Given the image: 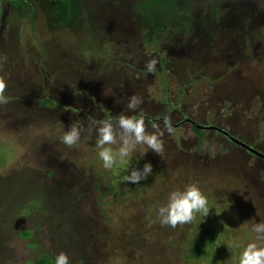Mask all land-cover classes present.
<instances>
[{
	"label": "rangeland",
	"instance_id": "rangeland-1",
	"mask_svg": "<svg viewBox=\"0 0 264 264\" xmlns=\"http://www.w3.org/2000/svg\"><path fill=\"white\" fill-rule=\"evenodd\" d=\"M0 57V264H55L61 251L69 264H238L264 222V160L183 120L252 131L257 145L242 142L264 153V0H0ZM214 87L245 108L231 124L206 118ZM133 94L143 103L129 112ZM121 112L142 114L149 132L170 115L162 157L138 145L103 168L95 128ZM73 122L83 130L69 148ZM146 162V179H123ZM190 182L208 214L162 226L158 205ZM193 244L208 254L191 257Z\"/></svg>",
	"mask_w": 264,
	"mask_h": 264
},
{
	"label": "clouds",
	"instance_id": "clouds-1",
	"mask_svg": "<svg viewBox=\"0 0 264 264\" xmlns=\"http://www.w3.org/2000/svg\"><path fill=\"white\" fill-rule=\"evenodd\" d=\"M6 57H0V67L6 63ZM156 59L146 62L148 72H153L156 66ZM7 88L6 80L0 76V106L6 105L9 101L5 96ZM143 103L141 97L133 94L126 105L129 112H134ZM163 129L159 124L152 125L153 131L149 132L145 125L144 116L141 114L128 115L121 112L113 119L100 120L95 128L96 148L98 157L102 161L105 170H112L119 159L124 162L126 157L136 149L138 145H146L148 149L159 156L164 154V130L168 133L173 131L169 114L162 117ZM82 126L73 122L67 131L60 137L63 144L69 148L77 146L81 140ZM112 146H117L116 150ZM153 172L151 163L146 162L143 168H133L130 173L123 177L129 183L137 184L146 179ZM209 212L207 197L202 192L198 182H190L183 189L177 188L168 193L166 202L160 203L157 208L156 219L162 226L190 224L196 213L206 216ZM255 234L254 239L246 243L239 253L238 264H264V222L255 223L251 226ZM55 264H69V257L61 251L55 256Z\"/></svg>",
	"mask_w": 264,
	"mask_h": 264
},
{
	"label": "flooded vegetation",
	"instance_id": "flooded-vegetation-1",
	"mask_svg": "<svg viewBox=\"0 0 264 264\" xmlns=\"http://www.w3.org/2000/svg\"><path fill=\"white\" fill-rule=\"evenodd\" d=\"M221 81H223V78H220V80L218 82H221ZM214 89H215V92L213 91L214 94L206 100V101L212 103V105L209 107V110H208V108H206L207 111H209L208 112V117L206 116V118H208V120H209L208 122H210V123H213L216 119H220L221 121H223V123L227 122V124H231V121H229V118H231L233 115L238 116V113H240L241 111L245 110V108L241 107L238 110H235L236 106H234V108H231V105H234L235 102H232V101L229 102L230 94H229L228 90L225 88V91L227 92V94H226L223 90H221L223 88L218 87L217 91H218L219 94H217L216 87H214ZM216 101L218 103H215ZM204 114H206V113L204 112ZM149 120L151 122H154V119H149ZM155 120L162 121V117L158 116ZM183 121L189 122L191 124V130L193 131V133L196 135V137L198 139L201 137V132H200L201 130L214 131L212 139L214 141H216V142H214L215 146H218V143H221L223 145L224 150L226 151V153L228 151V148H230V146H231L230 144L233 143L238 148H241V149L245 150L246 152H248V154H247L248 156H254L255 155V154L254 155H249L251 153L250 151H248L246 148L238 145L236 142L231 140V138H233V139L237 140L238 142H241V143H243L245 145H247V144L242 142V141H246V142H249L250 144L257 145L256 142L253 143L254 140L256 139L255 138L256 135L254 133H252V131H250L251 132L250 134H246L245 131H243V130H241V131H233V133L236 134V136L233 137L227 131H225L223 129H219V128L215 127V126H212L211 124H209V125L197 124V123L193 122L192 120H189L188 118H184ZM214 125H216V124H214ZM195 130H197V131H195ZM252 138L254 140H251ZM257 141H259V140L257 139ZM228 142H230V144ZM249 148L254 150V151L259 152L260 154L264 155V153H262V152H260V151H258L256 149H253L252 147H249ZM256 158H258L260 160L262 159V158H260L258 156ZM223 159L224 158H222L220 160H223ZM262 162L264 163V161H262Z\"/></svg>",
	"mask_w": 264,
	"mask_h": 264
},
{
	"label": "trees",
	"instance_id": "trees-1",
	"mask_svg": "<svg viewBox=\"0 0 264 264\" xmlns=\"http://www.w3.org/2000/svg\"><path fill=\"white\" fill-rule=\"evenodd\" d=\"M13 4H17V0H12ZM197 131V130H195ZM199 134V133H198ZM28 232L26 230L21 231V236H27ZM209 251L202 249L200 245L193 244L190 248V256L191 257H200L207 255ZM29 264H54L50 257L44 255L37 257L36 259L30 261Z\"/></svg>",
	"mask_w": 264,
	"mask_h": 264
},
{
	"label": "water",
	"instance_id": "water-1",
	"mask_svg": "<svg viewBox=\"0 0 264 264\" xmlns=\"http://www.w3.org/2000/svg\"><path fill=\"white\" fill-rule=\"evenodd\" d=\"M231 140L234 141V142H236L238 145L246 148L248 151H250L251 153H253V154L257 155V156H259L260 158H262L264 160V155L263 154H260L259 152L250 149L247 145H245V144H243L241 142H238L237 140H235L233 138H231Z\"/></svg>",
	"mask_w": 264,
	"mask_h": 264
}]
</instances>
